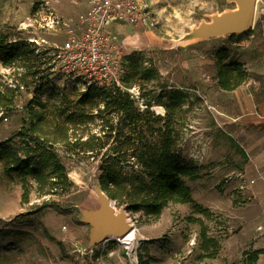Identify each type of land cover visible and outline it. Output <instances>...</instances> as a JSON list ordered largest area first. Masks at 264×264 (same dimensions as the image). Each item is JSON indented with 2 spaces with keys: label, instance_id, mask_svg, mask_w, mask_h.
Returning a JSON list of instances; mask_svg holds the SVG:
<instances>
[{
  "label": "rangeland",
  "instance_id": "rangeland-1",
  "mask_svg": "<svg viewBox=\"0 0 264 264\" xmlns=\"http://www.w3.org/2000/svg\"><path fill=\"white\" fill-rule=\"evenodd\" d=\"M83 6L84 0H0V35L6 36V44L25 41L31 48L40 38L57 43L61 33L51 29L54 16H75ZM151 6L157 22L154 30L137 37L138 31L123 29L120 35L128 55L125 84L139 88L140 98L130 106L129 99L123 97L126 93H121L119 100L125 112L106 109L100 99L95 100L97 107L92 110L94 120L89 130L80 139L78 134L76 138L71 135L72 142L94 136L96 144L108 145L94 151H66L55 146L70 187L63 194L42 197L32 191L28 203H22L19 177L6 174L0 164V264H247L249 254L259 250L262 254L256 264H264V164L257 170L247 168L240 137L216 107L226 102L218 86L221 68L234 63H240L244 70L263 67L264 39L259 31L250 29L232 38L203 37L195 44L180 47L178 41L194 28L211 23L214 15L237 10V3L151 0ZM260 11L256 4V17ZM141 40L143 46L136 45ZM25 74L26 69L4 67L0 60V85L21 83L18 78ZM25 80L27 87L17 95L13 108L0 111V142L22 126L25 108L33 98L30 93L40 85L44 86L39 94L43 103L51 105L66 97L79 106L82 95L75 89L51 88L44 81L32 83L28 76ZM154 105L165 108L166 117L152 112ZM106 119L114 127L110 134L103 126ZM120 129L141 133L154 153L167 148L197 166L200 177L184 181L194 201L210 210L211 215L193 213L190 204H169L159 218L131 214L137 229L134 246L110 240L94 248L92 257L85 256L82 248L86 227L74 220L73 206L91 204L88 179L100 178L104 162L116 157L109 147L117 142L114 139ZM128 164V172L131 165L135 171L141 169L137 156ZM73 170L81 171L83 184L70 179L68 173ZM238 173L247 180L254 179L255 184L239 193ZM191 218H201L202 227ZM202 228L218 243L214 257H206L200 248Z\"/></svg>",
  "mask_w": 264,
  "mask_h": 264
},
{
  "label": "trees",
  "instance_id": "trees-1",
  "mask_svg": "<svg viewBox=\"0 0 264 264\" xmlns=\"http://www.w3.org/2000/svg\"><path fill=\"white\" fill-rule=\"evenodd\" d=\"M6 39L5 35H0V60L3 66L26 69L27 74L18 78L26 87L27 76L31 77L32 83L43 81V76H37L39 63L31 46L25 41L6 44ZM248 76V72L240 63L224 65L218 73V86L222 91H232L240 87ZM43 87L40 85L34 89L33 98L25 108L26 117L22 126L9 139L0 142V164L6 174L19 177L22 183V203H28L32 191L42 197L63 194L70 187L66 168L54 152L55 146L60 145L66 151H94L102 150L108 145V142L96 144L95 140L98 139L94 136L83 142L71 140V135L76 138L77 134L80 139L82 133L89 130V125L93 124L92 110L97 107L95 100L100 99L106 109L126 111L119 100L122 92L117 89L111 91L91 86L82 94L79 106H74L66 97L51 105L43 103L39 98ZM17 95V89L0 85V111H10ZM126 95L123 97L129 99L131 106L136 100L127 93ZM138 111L141 112L140 108ZM101 114L102 112L98 113L99 116ZM131 121L133 122V118ZM103 124L110 134L114 127L109 123V119L103 120ZM114 141L117 142L110 146L109 150L110 153L116 154V157L102 165L100 184L103 191L118 206L127 204L130 214L143 213L146 217L159 218L169 204H190L193 213L204 217L211 215L210 210L194 201L191 189L184 181L200 177V169L197 166L179 155L171 154L167 148L157 150V155L150 150L147 138L136 131L125 132L120 129ZM139 144L141 147L137 149ZM136 156L141 169L135 171L131 165L130 172L126 171L128 162ZM190 221L200 224L201 227L203 225L201 218H191ZM201 240L200 248L206 253V257H214L218 251V243L209 238L203 228ZM260 254V250L249 254L247 264H256Z\"/></svg>",
  "mask_w": 264,
  "mask_h": 264
},
{
  "label": "built area",
  "instance_id": "built-area-1",
  "mask_svg": "<svg viewBox=\"0 0 264 264\" xmlns=\"http://www.w3.org/2000/svg\"><path fill=\"white\" fill-rule=\"evenodd\" d=\"M151 8V0H84L83 8L75 16L59 19L53 15L51 29L60 31L61 40L52 44L44 38L34 41L32 49L39 62L37 76H43L51 88H72L79 96L96 86L117 89L138 100L139 88L128 87L124 81L128 55L120 35L123 29L154 30L157 22ZM10 87L17 89L18 94L25 90V85L18 81ZM139 107L143 111V106ZM237 177L241 183L239 193L255 184L243 173Z\"/></svg>",
  "mask_w": 264,
  "mask_h": 264
},
{
  "label": "water",
  "instance_id": "water-1",
  "mask_svg": "<svg viewBox=\"0 0 264 264\" xmlns=\"http://www.w3.org/2000/svg\"><path fill=\"white\" fill-rule=\"evenodd\" d=\"M233 2L237 3L238 9L229 17L216 19L214 15L211 23H202L183 39L196 38L198 41L203 37L233 36L249 31L253 26L256 0ZM87 184L94 193L91 204L83 207L73 206L74 220L86 227L82 248L85 256L108 238H124L136 228L127 204L117 207L116 202L103 191L98 176L89 178Z\"/></svg>",
  "mask_w": 264,
  "mask_h": 264
},
{
  "label": "crops",
  "instance_id": "crops-1",
  "mask_svg": "<svg viewBox=\"0 0 264 264\" xmlns=\"http://www.w3.org/2000/svg\"><path fill=\"white\" fill-rule=\"evenodd\" d=\"M256 4L261 11L257 17L254 14L251 29L259 31L264 39V0H256ZM136 31L137 37H141L143 32ZM137 44L143 46V41H138ZM246 71L249 76L244 83L235 90L222 91L224 94L221 99L226 102L224 105L218 103L216 107L240 137L241 147L247 157V168L257 170L258 166L264 164V66L248 68Z\"/></svg>",
  "mask_w": 264,
  "mask_h": 264
},
{
  "label": "bare ground",
  "instance_id": "bare-ground-1",
  "mask_svg": "<svg viewBox=\"0 0 264 264\" xmlns=\"http://www.w3.org/2000/svg\"><path fill=\"white\" fill-rule=\"evenodd\" d=\"M229 2H233V0H228ZM235 11V10H234ZM234 11H225L221 14L215 15L216 19H224L227 18L231 15L232 12ZM197 42L196 38H190V39H183V40H179L177 46L180 47H187L190 46L192 44H195ZM153 108L151 109L152 112H155L157 116L159 117H166V110L165 108H163L162 106L159 105H154L152 106ZM70 179L76 183V184H83L84 183V179H83V175L81 173V171L79 170H73L70 171L68 173ZM89 197H90V201L93 200L94 198V193L90 190L89 191ZM108 240H114L117 241L120 244L126 245V246H134L137 242V229H133L128 235H126L124 238H113L110 237L108 238ZM79 252L82 254L81 250L79 249Z\"/></svg>",
  "mask_w": 264,
  "mask_h": 264
}]
</instances>
